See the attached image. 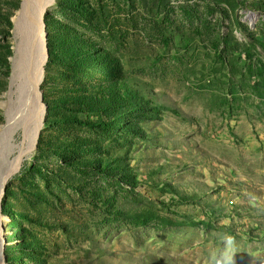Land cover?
<instances>
[{"label":"rangeland","instance_id":"obj_1","mask_svg":"<svg viewBox=\"0 0 264 264\" xmlns=\"http://www.w3.org/2000/svg\"><path fill=\"white\" fill-rule=\"evenodd\" d=\"M22 2L0 0V127L27 99ZM44 31L43 148L6 185L0 264H264V0H53Z\"/></svg>","mask_w":264,"mask_h":264},{"label":"bare ground","instance_id":"obj_2","mask_svg":"<svg viewBox=\"0 0 264 264\" xmlns=\"http://www.w3.org/2000/svg\"><path fill=\"white\" fill-rule=\"evenodd\" d=\"M52 2L53 0H23L18 15V31L21 41L18 46L19 62L13 79L19 80L20 84L25 83L27 99H23L24 94L19 97L16 105V102L13 105L9 100L2 102L8 115L7 123L0 127L4 135L5 147L9 149L12 139L16 136L17 139H15V154L6 160L1 178L0 204L4 187L36 150L43 128L45 105L41 98L40 83L48 59L44 16ZM2 219L0 215V229Z\"/></svg>","mask_w":264,"mask_h":264},{"label":"trees","instance_id":"obj_3","mask_svg":"<svg viewBox=\"0 0 264 264\" xmlns=\"http://www.w3.org/2000/svg\"><path fill=\"white\" fill-rule=\"evenodd\" d=\"M48 39L50 40V38L48 37ZM49 46L51 47V41L49 43ZM54 51L53 49H50V54H49V59H48V65H51L53 63H57V61L54 59ZM65 60V58L63 59ZM48 69V68H47ZM96 101H97V97H87V100L85 101V104L88 108H92L93 106H96ZM63 107V105H60V107L58 108V110H60ZM48 110H51L50 108H48ZM48 122V120H46V123ZM111 123H114V121H110ZM94 125L96 127H100V128H106L105 126L109 125V121L105 122V121H97L94 123ZM44 142L43 136L40 137V145L38 147L39 150H41L43 148L42 143ZM5 213V210H4Z\"/></svg>","mask_w":264,"mask_h":264},{"label":"water","instance_id":"obj_4","mask_svg":"<svg viewBox=\"0 0 264 264\" xmlns=\"http://www.w3.org/2000/svg\"><path fill=\"white\" fill-rule=\"evenodd\" d=\"M47 58H48V55H47ZM41 98H42V101H43V96H42V92H41ZM44 104V102H43ZM45 105V104H44ZM46 108V106H45ZM44 120H45V116H44ZM40 137V136H39ZM37 148V147H36ZM6 193V186L4 187V190H3V195ZM2 208H1V204H0V215L2 217V212H1Z\"/></svg>","mask_w":264,"mask_h":264}]
</instances>
